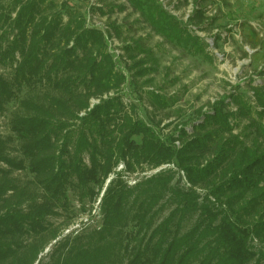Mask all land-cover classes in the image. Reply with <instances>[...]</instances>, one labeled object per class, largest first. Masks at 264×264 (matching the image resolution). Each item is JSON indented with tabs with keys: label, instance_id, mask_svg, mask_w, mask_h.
Segmentation results:
<instances>
[{
	"label": "trees",
	"instance_id": "1",
	"mask_svg": "<svg viewBox=\"0 0 264 264\" xmlns=\"http://www.w3.org/2000/svg\"><path fill=\"white\" fill-rule=\"evenodd\" d=\"M200 1L189 24L209 30L215 20ZM127 3L166 42L205 51L202 38L159 0L119 7L95 0L91 11L106 15ZM91 16L69 0H0V66L9 69L0 72V116L16 102L7 134L0 121V264H35L57 243L77 217L63 228L50 220L69 213V191L89 217L55 245L54 264H264V253L252 249L264 241V67L262 83L249 81L255 104L232 93L190 126L164 133L122 99L142 78L153 84L152 49L142 37H124L116 21L90 24ZM256 33L250 28L254 41H247L254 55L263 43ZM112 38L121 41L119 52ZM148 92L155 107L173 105L172 97ZM239 119L248 123L236 133ZM20 170L30 178H17ZM151 170L134 184L124 174ZM162 199L175 208L158 223ZM92 223L91 239L82 238Z\"/></svg>",
	"mask_w": 264,
	"mask_h": 264
},
{
	"label": "rangeland",
	"instance_id": "2",
	"mask_svg": "<svg viewBox=\"0 0 264 264\" xmlns=\"http://www.w3.org/2000/svg\"><path fill=\"white\" fill-rule=\"evenodd\" d=\"M159 1L163 3L167 10L187 25L194 34L202 38L205 46L204 52L194 53L182 46L166 42L161 36L155 34L137 13L133 12L128 3L127 8L123 11L115 8L112 13L100 15V11H96V13L91 11V4H94L95 0H69L73 8L84 14L93 15L89 19L90 24L102 27L110 21H116L123 26L124 37L127 39L142 37L145 46L152 49L153 55L158 61V70L151 75L154 79L153 84L146 83L147 77L142 78L135 87L133 85V87L128 86L125 88L122 99L128 104L135 105L139 117L147 121H152L153 118L155 123L159 122V127H156L157 129H163L164 133L175 131L184 125L190 126L191 121L197 119L200 111H211L213 105L224 99L230 102L229 96L232 93H241L248 101L255 104L249 81L252 79L254 83L263 82L259 71L264 67V0H201L200 5L207 10L209 17L215 20L209 30H199L189 24L188 17L197 4L195 0ZM107 2L119 7L123 5L125 0H107ZM250 28L256 30V34L261 40L258 42H263L260 44L257 55L253 54L255 51L254 45L247 43L249 40L254 41V38L249 35ZM216 34L220 35V39L214 44ZM120 44L121 41L116 40L114 44L112 43V46L115 50H119L116 46ZM244 51L248 53V56H245ZM251 58H254V60L251 61ZM0 72L9 75L8 68L0 66ZM151 90H156L165 97H172L173 105L165 109L155 107L148 92ZM15 106V101L10 102L7 105L5 114L0 116L3 125L1 126V132L4 134L9 132L7 121L10 111ZM227 108L230 110L236 109L233 104H229ZM239 121L241 122V128L236 130V133H239L248 123V119H239ZM248 131L250 130L248 129ZM253 136L252 133L247 136L246 141L248 144L251 143ZM119 170H121L120 166L117 167V171ZM151 173H153L152 170L124 174H126L125 178L129 183L134 184L141 177ZM14 175L22 180L30 178V174L23 170L15 171ZM181 185L184 188L188 186L184 183H181ZM198 192L205 195L208 189L198 188ZM69 196L71 203L69 213H61V215L50 217L51 222L55 225L60 224L63 228L73 216H77L75 222L67 229L69 231L66 230L63 234L60 231L57 243L64 240L65 235L70 231L80 229L88 221V214L81 213L83 210L79 209V201L76 195L69 191ZM164 201L165 199H162L159 203V205H165V208L156 218L158 223L175 208V202L171 200ZM92 212L97 214L95 210ZM71 215L73 216L70 217ZM196 217L197 213L187 216L183 222V231L193 226ZM97 228L98 225L92 223L84 229L82 238L91 239L94 233L93 230ZM132 230L134 228L129 226L128 231ZM57 243L56 240H52L40 253L35 264H54L57 254L52 255V252ZM252 246V249L258 255L260 252L264 253V241L254 240Z\"/></svg>",
	"mask_w": 264,
	"mask_h": 264
},
{
	"label": "built area",
	"instance_id": "3",
	"mask_svg": "<svg viewBox=\"0 0 264 264\" xmlns=\"http://www.w3.org/2000/svg\"><path fill=\"white\" fill-rule=\"evenodd\" d=\"M116 41V39L115 38H112L111 39V44L113 43L114 44V42ZM117 52H119V50H116ZM99 100L98 99H93L92 100V103H97ZM175 144L177 145V146H180V141L179 140H177L176 142H175ZM121 168H122V166H123V164H120L119 165ZM67 231H69V230H67Z\"/></svg>",
	"mask_w": 264,
	"mask_h": 264
}]
</instances>
